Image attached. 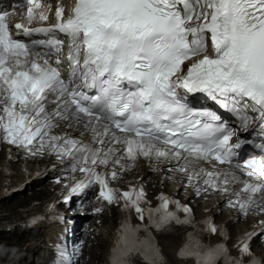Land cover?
<instances>
[{
	"label": "bare ground",
	"instance_id": "1",
	"mask_svg": "<svg viewBox=\"0 0 264 264\" xmlns=\"http://www.w3.org/2000/svg\"><path fill=\"white\" fill-rule=\"evenodd\" d=\"M67 131L71 135H73L74 133L78 134L77 131H79V128L74 123H71V125L68 126ZM36 161H38V160H36ZM61 162L62 161H59V164ZM135 165H136V167L132 168L128 173L125 174V178H129V179H133V180H137V179L141 178L143 181H148L150 185L154 181H155V183H158L161 174L150 173V171H146L145 166L140 161L138 163H135ZM171 174L173 177L172 179L175 178L176 180H179V178H183L181 174H174V175H173V173H171ZM1 176H2V174H1ZM17 176L19 177V179H17V181L25 178L24 171L21 169V171L17 174ZM5 179L6 178L3 177L1 179V181L3 182ZM164 181H165V183L163 185L170 186L169 190L175 189L174 185H172V183L169 182L170 180L167 178V176H165ZM176 182H179V181H176ZM176 182H174V183H176ZM211 201L213 202V200H209L208 202H204V203L206 205H208L211 203ZM39 207H40V205H35V206L29 208L28 210L14 213L12 215V217H20V216L24 215L25 213H29L33 210H37V208H39ZM232 214L228 215L225 213V214L219 216L218 218L220 220L226 221L227 217L231 216ZM261 218H263L262 215L257 214V213H253V215L249 216L247 218V220L242 221L241 223H239L236 226L235 232H241V231L245 230V228L251 227L254 222L259 221ZM229 220H230V217L227 219V221H229ZM107 231H110V229L109 228L106 229V227L101 229L102 233H105ZM180 235H181V233L176 234V235H168V236L162 237L160 239V248L162 251V258H163L160 264H191V262L188 260H182V259H178L175 257V253L177 251V248L181 243V236Z\"/></svg>",
	"mask_w": 264,
	"mask_h": 264
},
{
	"label": "rangeland",
	"instance_id": "2",
	"mask_svg": "<svg viewBox=\"0 0 264 264\" xmlns=\"http://www.w3.org/2000/svg\"><path fill=\"white\" fill-rule=\"evenodd\" d=\"M6 207V206H5ZM5 207H3V208H5Z\"/></svg>",
	"mask_w": 264,
	"mask_h": 264
}]
</instances>
